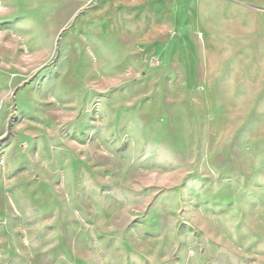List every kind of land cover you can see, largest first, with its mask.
I'll return each mask as SVG.
<instances>
[{"label":"rangeland","instance_id":"374dc122","mask_svg":"<svg viewBox=\"0 0 264 264\" xmlns=\"http://www.w3.org/2000/svg\"><path fill=\"white\" fill-rule=\"evenodd\" d=\"M122 1L0 0V264H264V0H143L192 72L92 44Z\"/></svg>","mask_w":264,"mask_h":264},{"label":"crops","instance_id":"0c3cea01","mask_svg":"<svg viewBox=\"0 0 264 264\" xmlns=\"http://www.w3.org/2000/svg\"><path fill=\"white\" fill-rule=\"evenodd\" d=\"M190 1L195 2L191 5ZM218 1L219 0H189L186 9L187 11H190L191 9H194V6L197 4L198 7L203 9V12L201 13L203 15L209 9L211 12L212 6L225 5V1L219 2V4ZM233 3L234 4H229L231 5L230 8H234L235 5H237L236 2ZM115 13L116 16L113 20L111 17H106V23L108 25L106 36L96 38L92 44H98V42L103 40L106 41V43L115 46L113 55H115L114 60L117 61H126L131 57L146 61L148 56V45L164 46L163 51L169 50L167 46H173L170 51H178L179 54L182 55L183 60L187 62V72H192V67L194 66L193 62L196 60V54L198 55L199 53L196 46H199L200 44L194 35L196 29H194L193 26L186 27L179 25L178 27L174 26L172 30L171 17L172 14L175 16L177 15L172 13L168 16H164V14L161 16V13H159L157 9L148 10L147 5L143 0H124L117 7ZM157 14L160 18L163 17V19H166V21H161L162 23L159 22L157 20V18H159ZM237 24L243 26V23H235V25ZM228 29L227 25L221 23L211 25L209 28L210 32L206 36V42L204 45L239 46L233 43L231 39L228 40ZM170 39L176 40L170 41ZM122 70L121 65L120 67L114 68V72H123Z\"/></svg>","mask_w":264,"mask_h":264},{"label":"bare ground","instance_id":"6f19581e","mask_svg":"<svg viewBox=\"0 0 264 264\" xmlns=\"http://www.w3.org/2000/svg\"><path fill=\"white\" fill-rule=\"evenodd\" d=\"M88 19H90V18H88ZM100 20H101V18H100ZM104 21V20H103ZM90 24H92V23H90ZM94 25H95V23H93ZM89 25V24H88ZM201 27V26H200ZM214 112V111H213Z\"/></svg>","mask_w":264,"mask_h":264}]
</instances>
